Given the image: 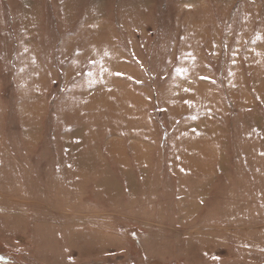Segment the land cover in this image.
Segmentation results:
<instances>
[{"label": "rangeland", "instance_id": "1", "mask_svg": "<svg viewBox=\"0 0 264 264\" xmlns=\"http://www.w3.org/2000/svg\"><path fill=\"white\" fill-rule=\"evenodd\" d=\"M0 264H264V0H0Z\"/></svg>", "mask_w": 264, "mask_h": 264}, {"label": "crops", "instance_id": "2", "mask_svg": "<svg viewBox=\"0 0 264 264\" xmlns=\"http://www.w3.org/2000/svg\"><path fill=\"white\" fill-rule=\"evenodd\" d=\"M191 168V166H189Z\"/></svg>", "mask_w": 264, "mask_h": 264}]
</instances>
